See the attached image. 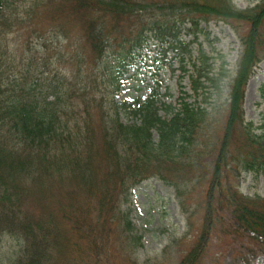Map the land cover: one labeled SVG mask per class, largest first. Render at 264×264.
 I'll list each match as a JSON object with an SVG mask.
<instances>
[{
	"label": "trees",
	"instance_id": "obj_1",
	"mask_svg": "<svg viewBox=\"0 0 264 264\" xmlns=\"http://www.w3.org/2000/svg\"><path fill=\"white\" fill-rule=\"evenodd\" d=\"M154 8L170 14L147 18ZM188 20L193 33L213 20L248 24L217 141L216 103L182 98L163 116L153 92L133 109L140 122L123 123L118 110L124 71L149 38L169 45L164 52L188 51ZM263 60L264 0L248 9L233 0H0V242L22 241L12 264H119L106 226L129 190L154 176L187 193L193 182L204 186L205 221L178 264H200L211 241L232 235L264 252V197L243 195L233 181L264 175V126L247 122L244 110ZM195 67L193 90H206L207 103L205 84L221 92L220 80Z\"/></svg>",
	"mask_w": 264,
	"mask_h": 264
},
{
	"label": "rangeland",
	"instance_id": "obj_2",
	"mask_svg": "<svg viewBox=\"0 0 264 264\" xmlns=\"http://www.w3.org/2000/svg\"><path fill=\"white\" fill-rule=\"evenodd\" d=\"M261 1L233 0V4L238 9H248ZM162 14L167 16L170 12L162 8L149 9L145 16L157 18ZM184 27L188 31L184 30L181 38L190 44L188 51L176 49L164 52L169 45L162 48L157 38L150 37L142 55L126 68L124 83L117 96L121 121L126 124L140 122V115H135L133 109L149 99L153 92H156L155 99L162 107L160 114L163 116L167 114L164 106L176 107L182 98L203 105L216 103L221 113L210 130V140L217 141L223 133L222 115L225 116L230 86L236 77L244 49L241 35L246 33L248 24H227L213 20L209 24L201 23L200 30L193 33L189 32L191 24L188 20ZM198 62L202 70H209L210 75L220 80L222 89L215 93L216 90L202 78L213 93L207 103H203V96L200 95L206 90L200 91L199 95L193 90L194 81L198 78L195 67ZM244 110L247 122H252L256 128L264 126V60L256 67L248 82ZM153 136L155 139L158 137L156 133ZM198 174L199 171L196 177ZM233 181L239 182V191L243 195L250 198L264 197V175L243 172L240 178ZM193 183L189 185L187 193L186 186L180 191L173 183L154 176L129 190L120 204L119 215L109 225H105L113 255L117 254L119 264L126 257L132 258L137 264L180 262L196 244L205 221L204 186H193ZM221 213L222 220L229 223L230 215L220 210ZM128 237L135 241H132V247L126 248L124 245ZM21 247L22 241L17 236H3L0 242V264H12ZM209 258L225 264H264V252L244 238L243 234L211 241L209 251L200 264H207Z\"/></svg>",
	"mask_w": 264,
	"mask_h": 264
}]
</instances>
